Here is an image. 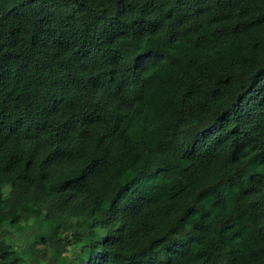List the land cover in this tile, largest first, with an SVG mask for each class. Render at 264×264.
<instances>
[{"label": "trees", "instance_id": "trees-1", "mask_svg": "<svg viewBox=\"0 0 264 264\" xmlns=\"http://www.w3.org/2000/svg\"><path fill=\"white\" fill-rule=\"evenodd\" d=\"M31 220L30 264H264V0H0V264Z\"/></svg>", "mask_w": 264, "mask_h": 264}, {"label": "rangeland", "instance_id": "rangeland-1", "mask_svg": "<svg viewBox=\"0 0 264 264\" xmlns=\"http://www.w3.org/2000/svg\"><path fill=\"white\" fill-rule=\"evenodd\" d=\"M41 227H42L41 222L36 220H31L28 226H26L23 230L16 232V239L18 246L22 247L24 251H27L26 253V261L28 262L27 264H30V261L34 259L35 255L31 253V249L28 247V243L26 242V237L31 236V239L33 240V237H37L40 231H42ZM44 254H46V257L43 258L41 256L39 259V264H55L54 263L55 254L50 248H47Z\"/></svg>", "mask_w": 264, "mask_h": 264}]
</instances>
